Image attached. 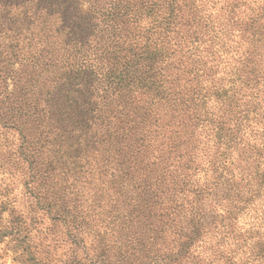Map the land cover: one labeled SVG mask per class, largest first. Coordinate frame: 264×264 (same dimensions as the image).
<instances>
[{"label": "trees", "instance_id": "16d2710c", "mask_svg": "<svg viewBox=\"0 0 264 264\" xmlns=\"http://www.w3.org/2000/svg\"><path fill=\"white\" fill-rule=\"evenodd\" d=\"M0 250L264 264V0H0Z\"/></svg>", "mask_w": 264, "mask_h": 264}, {"label": "rangeland", "instance_id": "374dc122", "mask_svg": "<svg viewBox=\"0 0 264 264\" xmlns=\"http://www.w3.org/2000/svg\"><path fill=\"white\" fill-rule=\"evenodd\" d=\"M0 255H2L0 258V264H13L11 257L3 255V250H0Z\"/></svg>", "mask_w": 264, "mask_h": 264}]
</instances>
